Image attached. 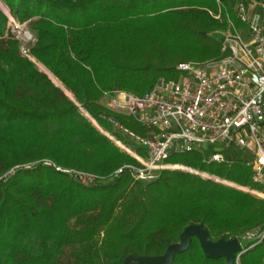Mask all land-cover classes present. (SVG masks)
I'll return each instance as SVG.
<instances>
[{
  "label": "trees",
  "instance_id": "1",
  "mask_svg": "<svg viewBox=\"0 0 264 264\" xmlns=\"http://www.w3.org/2000/svg\"><path fill=\"white\" fill-rule=\"evenodd\" d=\"M0 3L27 23L35 35L31 56L71 94L20 54L0 6V264H123L132 253L162 254L191 223L203 224L213 240L264 224V199L189 171L164 169L150 181L115 175L139 163L92 122L121 142L109 119L146 135L102 98L116 90L142 96L158 78H177L178 63L226 56L212 33L226 28L227 17L241 25L231 0ZM130 149L145 155L140 146ZM166 161L259 190L242 160L207 161L190 151ZM171 264L226 262L206 258L192 237ZM236 264H264V238Z\"/></svg>",
  "mask_w": 264,
  "mask_h": 264
},
{
  "label": "built area",
  "instance_id": "2",
  "mask_svg": "<svg viewBox=\"0 0 264 264\" xmlns=\"http://www.w3.org/2000/svg\"><path fill=\"white\" fill-rule=\"evenodd\" d=\"M1 8L7 17L6 30L18 41L20 54L36 63L29 51L35 35L26 22ZM233 10L241 25L227 17L226 29L219 31L226 56L202 63H178L177 78H158L142 96L122 90L105 95L108 109L132 116L148 130L146 135H138L109 119L145 152L141 156L108 134L139 163L124 164L115 175L128 171L137 180L150 181L164 169L184 168L209 178L208 173L166 159L175 153L200 151L207 161L221 162L226 160L224 152L234 147L250 153L244 161L251 169V181L259 185V190L245 188L264 199V136L260 132L264 125V0H237ZM214 17L219 18V14ZM64 171L82 183L95 179L80 171ZM215 179L242 190L234 182ZM234 236L246 245L252 243L241 245L246 250L264 238V224Z\"/></svg>",
  "mask_w": 264,
  "mask_h": 264
},
{
  "label": "water",
  "instance_id": "3",
  "mask_svg": "<svg viewBox=\"0 0 264 264\" xmlns=\"http://www.w3.org/2000/svg\"><path fill=\"white\" fill-rule=\"evenodd\" d=\"M192 237L198 240L199 246L206 258H224L226 264H236L240 254L245 251L236 236L229 237L228 239L221 237L213 240L203 224L191 223L182 230L179 240L169 244L162 254L149 256L132 253L124 259L123 264H130L131 262L139 264H171L175 254L182 253L189 248Z\"/></svg>",
  "mask_w": 264,
  "mask_h": 264
},
{
  "label": "rangeland",
  "instance_id": "4",
  "mask_svg": "<svg viewBox=\"0 0 264 264\" xmlns=\"http://www.w3.org/2000/svg\"><path fill=\"white\" fill-rule=\"evenodd\" d=\"M231 2H232V5H234V3H235V0H231ZM0 6L1 7H3V4L2 3H0ZM226 28H224V29H221V30H219V31H224ZM219 31H215V32H213L212 33V36L217 40V41H219L220 43L222 42V40H223V35L219 32ZM192 62H195V61H192ZM197 63H202V62H197ZM36 65H37V67L39 68V70H41V71H43V72H45L46 74H48V76L50 77V79L57 85V86H60L63 90H64V92H65V94L66 95H68L69 97H71V94L69 93V92H67L65 89H64V87L61 85V83L60 82H58L40 63H38V62H36ZM123 91V90H122ZM102 103L105 105V103H106V98L105 97H103L102 98ZM93 122V124L102 132V133H104L105 135H107L108 136V133H106L105 131H103L94 121H92ZM122 136H123V138L121 139L123 142H121V143H125L129 148H135V147H137V146H139L138 145V143L133 139V138H131L130 136H128L127 134H125V133H123L122 134ZM113 142H114V140H112ZM115 143V142H114ZM116 144V143H115ZM117 145V144H116ZM118 146V145H117ZM119 147V146H118ZM120 148V147H119ZM121 149V148H120ZM123 150V149H122ZM124 151V150H123ZM126 152V151H125ZM223 156H224V158L226 159V160H238V159H243L244 157H246V152L244 153V151H240L239 149H237V148H234V147H232L229 151H226V152H224V154H223ZM48 164V163H47ZM180 165V164H179ZM181 166H183V165H181ZM183 167H186V166H183ZM186 168H189V167H186ZM192 169V168H191ZM172 170V169H171ZM181 170H185L184 168H182ZM194 170V169H193ZM185 171H187V170H185ZM197 171V170H196ZM198 172H200V171H198ZM192 173V172H191ZM197 175H199V174H197ZM201 176V175H200ZM201 177H203V178H207V177H204V176H201ZM215 178H217V179H219V180H225V179H221V178H219V177H216V176H214V175H210L209 174V178L208 179H211V180H213V181H215V182H218V183H221L220 181H218V180H216ZM226 181H228V180H226ZM223 184V183H222ZM236 184V183H235ZM238 185V184H237ZM239 186H241V185H239ZM229 187H232V186H229ZM233 188H235V187H233ZM244 188V189H243ZM235 189H238V188H235ZM239 190H241V189H239ZM241 191H244V192H248V193H250L251 195H253V196H255V197H258V198H261L260 196H258V195H256V194H253L252 192H250L249 190H247L246 188H245V186H242V190ZM261 199H263V198H261ZM240 242H241V245L243 246V247H245L246 246V243L243 241V240H240Z\"/></svg>",
  "mask_w": 264,
  "mask_h": 264
},
{
  "label": "crops",
  "instance_id": "5",
  "mask_svg": "<svg viewBox=\"0 0 264 264\" xmlns=\"http://www.w3.org/2000/svg\"><path fill=\"white\" fill-rule=\"evenodd\" d=\"M237 0H235V2H236ZM260 132H261V134L264 136V125H262L261 126V128H260ZM240 151H243V150H240ZM246 152V157H244L243 159H238V160H242V161H244L246 158H247V156L250 154L248 151H244V153Z\"/></svg>",
  "mask_w": 264,
  "mask_h": 264
}]
</instances>
